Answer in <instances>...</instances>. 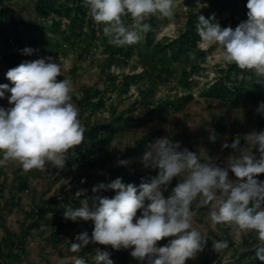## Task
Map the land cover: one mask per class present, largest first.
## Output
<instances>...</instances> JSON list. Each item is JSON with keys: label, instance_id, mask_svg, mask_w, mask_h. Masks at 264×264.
<instances>
[{"label": "rangeland", "instance_id": "rangeland-1", "mask_svg": "<svg viewBox=\"0 0 264 264\" xmlns=\"http://www.w3.org/2000/svg\"><path fill=\"white\" fill-rule=\"evenodd\" d=\"M58 1L59 4H68L67 0ZM35 2L3 0L0 4V9L18 12L30 23L45 27V32L38 33L41 34L40 38L33 42L32 49L35 51L31 55L22 53L29 41L26 35L22 36L18 46L0 43V85L12 87L6 78L9 69L24 61L52 56L61 67L57 82L63 79L71 82V102L77 107L78 118L84 128L94 123H112L111 127L114 128L115 118L120 115L125 119L143 118L145 122L125 126L116 132L106 129L104 135L113 132V139L109 144L97 142V147H101L103 153L88 156L84 163L73 161L78 150L85 149V141L70 150L62 169L46 163L44 170L25 171L19 162L13 160L0 165V246L6 252L8 238H24L25 252L19 262L11 264H74V257H83L86 264H94L92 258L97 248L108 251L113 264H147V260L141 262L133 258L130 255L131 248L117 251L110 245L90 243L92 253L84 252L82 248L74 253L70 248L75 236L84 231L91 236L94 228L88 227L83 220H67L60 212L49 213L46 220L35 223V212L38 207L51 202L60 203L73 198L80 189L89 190L98 183L107 184L118 160L128 161L126 167L131 173L151 169L143 166L141 157L149 144L164 137L180 142L181 149L187 148L197 153L201 162L211 159L223 166L233 154V149L222 147L225 142L231 144L239 135L243 146L245 134L253 130L264 131V114L256 111L260 103L246 100L230 103L202 94L224 75L221 69L225 71L230 65L222 59L221 45L199 42L198 49L206 51L203 58L197 55L176 57L171 49L163 53L156 46L157 43L165 44L176 38L195 15L205 16L203 9L210 0H173L171 19L159 13L153 14L157 21L156 28L151 33H140L141 38L137 43L124 46L110 42L111 38L103 33L105 25L96 24L88 15V9L82 17L76 5L68 4L71 8L68 15L53 14L42 18L34 9ZM83 6H86L85 2ZM238 10H235V14H238ZM213 14L222 28L232 27V9L226 7ZM121 19L128 28L134 23L130 15ZM236 19L240 20V16ZM195 20L197 25L198 18ZM0 26L6 29L8 24L0 20ZM147 38L153 41L152 45L146 42ZM64 43L70 45L71 50L65 51ZM117 49L123 51L119 53ZM184 70L191 72V75L185 76ZM124 85H128L126 91L123 90ZM88 88L101 91V94L80 103L79 100L86 98L85 90ZM10 95L8 91L4 92V96L0 97V107H12L8 101ZM100 96L104 105L96 107ZM189 96L190 100H184ZM159 103H169L161 116L156 111ZM137 146V151L131 150ZM253 151L259 159V153L255 149ZM0 159H3V153H0ZM229 178L237 179L231 172ZM255 178L264 181V174ZM82 179L84 183H81ZM183 179V175L173 179L168 190L163 193L165 198ZM200 199L198 196L192 204L196 212L193 227L209 239L204 250L197 253L194 259L186 260L185 264H203L208 261L211 264L235 263V259L246 248V240H259L258 234L255 231L241 232L234 224H213L207 215L208 207H201ZM140 215L141 210H138L137 217ZM6 229L12 234L9 235ZM58 230L63 240L60 243L52 240ZM173 238L162 239L157 242V247L166 245ZM212 240L227 241L228 247L216 253L212 248Z\"/></svg>", "mask_w": 264, "mask_h": 264}, {"label": "clouds", "instance_id": "clouds-1", "mask_svg": "<svg viewBox=\"0 0 264 264\" xmlns=\"http://www.w3.org/2000/svg\"><path fill=\"white\" fill-rule=\"evenodd\" d=\"M85 4L88 15L96 24L105 25L104 35L116 46L137 43L140 33L150 30V25L144 23L150 15L159 13L169 19L173 16V0H85ZM246 8L248 19L235 29L222 28L214 14L207 19L200 15L197 32L202 41L222 46L225 63L254 70L258 77H264V0H247ZM125 15L134 21L131 28L122 22ZM34 51L26 47L22 53L31 55ZM60 75L61 67L52 56L24 61L7 71L6 78L14 87L0 85V97L10 92L8 101L12 105L0 107V165L13 160L25 171L44 170L46 163L62 169L70 150L84 142L85 128L71 102V82H57ZM256 111L264 114V102ZM243 140L241 146L238 135L231 144L222 145L233 149L223 166L211 159L201 162L197 153L181 149L180 142L169 137L149 144L141 163L145 168L159 169L150 183L126 185L118 177L93 186V193L115 191L112 198L88 197L87 189L76 191L75 197L85 198L80 207H68L64 218L92 221L94 229L91 236L87 231L77 234L70 251L78 252L93 243L110 245L117 251L131 248L130 255L141 262L147 260V264H185L204 250L209 239L193 227L196 212L192 204L200 196L199 204L208 207L207 215L213 224H234L241 232L258 234L261 245L255 250V258L264 262V181L255 178L264 174V131L253 130ZM127 163L118 160L120 165ZM229 172L237 179H230ZM181 175L184 179L165 198L163 193ZM168 237L174 238L157 247V242ZM227 247V241L212 240L216 253ZM110 255L97 248L92 259L94 264H113ZM73 259L74 264H86L83 257Z\"/></svg>", "mask_w": 264, "mask_h": 264}, {"label": "trees", "instance_id": "trees-1", "mask_svg": "<svg viewBox=\"0 0 264 264\" xmlns=\"http://www.w3.org/2000/svg\"><path fill=\"white\" fill-rule=\"evenodd\" d=\"M3 0H0V4H2ZM68 4H74L77 7V10L82 14V17L87 14V6H83L85 0H67ZM58 0H36L34 3V9L38 13L39 17L45 18L53 14L64 15L69 14L71 12V8L66 4H59ZM247 0H210L209 4L204 7V11L206 15L204 16L206 19L213 16V13L217 10L219 12L225 10L226 7L232 9V14L230 16L232 21V28L235 29L241 22L246 21L247 11L246 8ZM86 8V9H85ZM238 10V14H235V10ZM89 10V9H88ZM212 14V15H211ZM240 16V20H237L236 17ZM199 15H195L191 18L185 25L182 31L178 34V36L174 39H171L169 42L157 43L156 46L160 51L166 53L167 49H171L173 55L178 56H189V55H197L200 57H205L206 51L198 49L199 42L202 41L197 32L196 20ZM0 20L3 23H7L8 26L6 29L0 26V43L6 46H18L20 44V39L23 35L29 37V41L26 42V47L32 48L33 42L39 39V35L45 32V27L43 25L33 24L29 21L25 20L18 12L8 11L6 8L0 9ZM145 23L150 25V30L147 31L151 33L153 29L157 26V21L155 20L153 14L150 15ZM41 33V34H38ZM146 42L149 45L153 44V41L150 38L146 39ZM117 52H122V49H117ZM130 56V53L127 54ZM185 76L191 75V72L183 71ZM221 73H224L223 76L219 77L212 85L204 90L202 94L206 97H214L220 98L222 101H228L230 103L238 102L240 100H246L252 103H261L264 102V84L258 83V81H264V77H258L254 70L248 69H240L235 64H230L224 71L221 69ZM8 80V79H7ZM8 82L14 87L12 82L8 80ZM128 85H124V91H126ZM86 98L79 100L80 103L89 100L91 97L97 98L101 91L86 89ZM191 99V96L184 98V100L188 101ZM169 103H159L156 106V111L160 114L163 113L165 106ZM104 100L100 96L97 102L95 103L96 107L103 106ZM115 127L112 123H94L88 128H85L84 141L87 144L85 149H79L75 160V163H84L83 161L90 155H100L103 153V149L101 147H97V142L110 143L113 139L112 133L108 135H104L106 129L110 128L114 132L124 128L125 126L132 125H141L145 122L143 118H130L125 119L123 116H119L115 118ZM124 124H123V123ZM139 147L131 148L132 151H137ZM101 160V159H98ZM94 164V163H93ZM159 173V169H149L146 171L136 170L131 173L126 165L116 164L113 170L110 173V177L108 179L110 183L112 180L116 178H122V182L124 184H134L139 186L141 182L150 183L153 178H155ZM115 191L113 190H101L98 193H93L92 189L87 190V196L92 197L94 195H99L101 197H109L112 198L115 195ZM85 197H77L71 199H65L63 202H51L47 205L41 206L37 208L35 212L36 220L35 223L39 222V220H46L47 214L49 213H58L64 217L63 213L68 207L77 208L80 205V201ZM91 199H89V205L91 206ZM147 203V202H146ZM88 227L94 228V224L92 221H86L85 223ZM6 232L10 235L12 234L9 230L6 229ZM227 238V237H226ZM22 237H10L7 239V243L5 247L7 251H4V248L0 246V258L2 259V264H11L13 262H19L22 254L25 252V247L23 246ZM52 240L55 242H62V237L60 235L59 230L56 231ZM229 242V239H228ZM246 248L240 253L239 257L235 259V263L229 264H264V262L259 261L255 258V250L258 246L261 245L259 240L255 241H247L246 240ZM230 244V242H229ZM84 252L92 253L93 249L90 245L82 247ZM203 264H211V262H205Z\"/></svg>", "mask_w": 264, "mask_h": 264}, {"label": "built area", "instance_id": "built-area-1", "mask_svg": "<svg viewBox=\"0 0 264 264\" xmlns=\"http://www.w3.org/2000/svg\"><path fill=\"white\" fill-rule=\"evenodd\" d=\"M63 48L65 49V51H69V50H71V46L68 45L67 43H64V44H63Z\"/></svg>", "mask_w": 264, "mask_h": 264}]
</instances>
